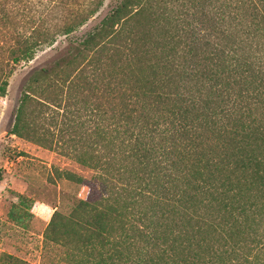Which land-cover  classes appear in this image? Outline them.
<instances>
[{"label": "trees", "instance_id": "obj_1", "mask_svg": "<svg viewBox=\"0 0 264 264\" xmlns=\"http://www.w3.org/2000/svg\"><path fill=\"white\" fill-rule=\"evenodd\" d=\"M63 4L0 0V97L103 0ZM10 134L93 171L63 172L87 193L48 264H264V0L119 1L27 77Z\"/></svg>", "mask_w": 264, "mask_h": 264}, {"label": "rangeland", "instance_id": "obj_2", "mask_svg": "<svg viewBox=\"0 0 264 264\" xmlns=\"http://www.w3.org/2000/svg\"><path fill=\"white\" fill-rule=\"evenodd\" d=\"M64 1L68 6L58 7L50 16L51 22L61 13L77 10L88 2ZM119 1L103 0L98 12L85 25L66 37H58L31 61L16 66L5 96L0 97V264H48L42 242L54 207L68 213L87 193L82 184L66 180L63 172L85 179L93 175V171L59 151L46 150L10 134L22 85L34 70L48 66L81 40Z\"/></svg>", "mask_w": 264, "mask_h": 264}]
</instances>
